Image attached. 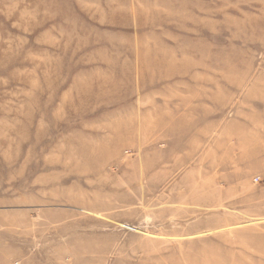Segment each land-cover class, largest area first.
<instances>
[{"label":"rangeland","instance_id":"374dc122","mask_svg":"<svg viewBox=\"0 0 264 264\" xmlns=\"http://www.w3.org/2000/svg\"><path fill=\"white\" fill-rule=\"evenodd\" d=\"M0 264H264V0H0Z\"/></svg>","mask_w":264,"mask_h":264}]
</instances>
